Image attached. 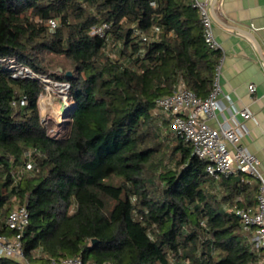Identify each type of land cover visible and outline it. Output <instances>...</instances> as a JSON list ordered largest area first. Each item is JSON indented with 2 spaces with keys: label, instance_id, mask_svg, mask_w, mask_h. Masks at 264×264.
<instances>
[{
  "label": "trees",
  "instance_id": "1",
  "mask_svg": "<svg viewBox=\"0 0 264 264\" xmlns=\"http://www.w3.org/2000/svg\"><path fill=\"white\" fill-rule=\"evenodd\" d=\"M193 3L0 0V236L18 234L5 218L25 205L29 264L258 262L227 210L251 206L257 184L210 177L154 113L179 83L200 98L212 89L221 52L205 43ZM11 60L35 77H13ZM42 76L69 85L62 122L40 116ZM29 150L36 168L24 171Z\"/></svg>",
  "mask_w": 264,
  "mask_h": 264
},
{
  "label": "built area",
  "instance_id": "2",
  "mask_svg": "<svg viewBox=\"0 0 264 264\" xmlns=\"http://www.w3.org/2000/svg\"><path fill=\"white\" fill-rule=\"evenodd\" d=\"M193 6L199 13L205 43L209 48L219 50V45L213 37L214 26L207 4L194 0ZM47 26L52 30L56 27V22L49 20ZM105 27L106 25H103L95 32L100 34ZM154 31L158 32V28H154ZM1 61L4 59H0ZM220 67L221 58L215 68L212 89L207 97L200 98L188 90L183 83H179L170 95L155 101L154 113L165 116L169 130L191 147L193 155L205 162V171L213 179L236 177L241 174L255 179L257 182L255 204L247 207L233 205L228 211L239 217L253 251L259 255L264 249V178L259 169V159L242 144L246 129L238 119L239 117L244 121L250 119L252 115L246 107H243L234 111L225 122L217 120L220 109L218 97L221 92ZM8 68L13 70V77H35L29 68L17 66L12 60L8 62ZM61 85L68 92L69 85L67 83ZM248 90L253 94L255 86L249 85ZM24 159L26 160L24 171L36 168L31 150L24 153ZM28 219L25 205L17 206L9 212L5 218V225L9 229L18 231V234L10 237L0 236V258L12 257L24 260L20 234L27 225ZM201 224L205 225L204 222ZM48 264L90 263H84L81 257H70L51 260ZM248 264H257V262L250 261Z\"/></svg>",
  "mask_w": 264,
  "mask_h": 264
},
{
  "label": "crops",
  "instance_id": "3",
  "mask_svg": "<svg viewBox=\"0 0 264 264\" xmlns=\"http://www.w3.org/2000/svg\"><path fill=\"white\" fill-rule=\"evenodd\" d=\"M199 1L208 6L214 26L213 37L221 52L217 120L225 122L243 107L250 111V119L243 121L237 116L246 129L242 144L259 159L264 178V0ZM251 84L255 86L253 94L248 90ZM239 176L245 183L257 184L245 174L236 177ZM255 196L256 191L252 205ZM237 199L245 200L242 196ZM258 257L257 264H264V249ZM18 260L29 264L26 260Z\"/></svg>",
  "mask_w": 264,
  "mask_h": 264
},
{
  "label": "rangeland",
  "instance_id": "4",
  "mask_svg": "<svg viewBox=\"0 0 264 264\" xmlns=\"http://www.w3.org/2000/svg\"><path fill=\"white\" fill-rule=\"evenodd\" d=\"M42 78L44 91L39 95L38 99L40 116L42 120L50 119L55 122H62L65 119L64 111L72 108V102L69 101L67 96L68 92L61 85L64 83L56 82L45 76H42ZM166 131L169 132L168 129ZM24 264L27 263L24 262Z\"/></svg>",
  "mask_w": 264,
  "mask_h": 264
},
{
  "label": "water",
  "instance_id": "5",
  "mask_svg": "<svg viewBox=\"0 0 264 264\" xmlns=\"http://www.w3.org/2000/svg\"><path fill=\"white\" fill-rule=\"evenodd\" d=\"M69 74H70V73H69ZM237 178H238V177H237ZM91 242H92V244L94 245V244L97 243V240L93 239Z\"/></svg>",
  "mask_w": 264,
  "mask_h": 264
}]
</instances>
